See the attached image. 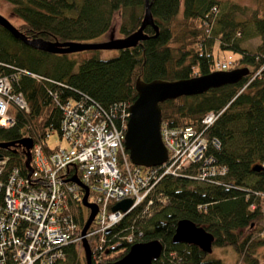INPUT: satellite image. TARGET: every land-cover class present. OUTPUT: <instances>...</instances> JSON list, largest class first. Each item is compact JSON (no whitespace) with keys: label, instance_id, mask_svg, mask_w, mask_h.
<instances>
[{"label":"trees","instance_id":"16d2710c","mask_svg":"<svg viewBox=\"0 0 264 264\" xmlns=\"http://www.w3.org/2000/svg\"><path fill=\"white\" fill-rule=\"evenodd\" d=\"M5 1L20 20L15 25L18 30L27 38L50 41H90L107 31L114 15L120 17L118 31L125 36L138 27L144 9V0ZM148 3L156 32L145 25V38L107 58L91 54L76 59L69 53L36 49L0 26V72L11 77L13 90L23 94L28 106L14 112L12 125L0 126V142L30 136L48 149L44 134L59 131L61 104L82 94L86 101L115 112L112 122L119 127L117 114L135 98L136 78L191 77L215 69L214 47L236 53L233 65L248 69L237 81L159 103L161 120L172 126L199 129L206 112L220 111L204 135L216 169L225 167L223 174L212 176L221 183L195 179L196 170L190 167L178 176L163 174L149 216L136 217L132 210L102 243L95 247L90 236L87 241L92 264L122 256L130 245L124 237L130 231H141L136 241L162 243L152 264H226L195 244L171 241L177 220L186 218L211 233L212 245L232 248L234 264H260L255 248L264 244V227L258 236L251 229L255 222L264 221V0L253 9L230 0ZM253 36L259 43L248 51L240 42ZM213 138L218 148L212 145ZM0 157H6L5 171L15 166L22 175L27 172L21 145L0 146ZM254 164L259 167L253 169ZM74 206L81 217L83 208ZM81 251L67 245L56 264H83Z\"/></svg>","mask_w":264,"mask_h":264},{"label":"built area","instance_id":"2783aa9c","mask_svg":"<svg viewBox=\"0 0 264 264\" xmlns=\"http://www.w3.org/2000/svg\"><path fill=\"white\" fill-rule=\"evenodd\" d=\"M231 63L227 58L216 60L215 67L226 69ZM61 107L57 133L64 144L45 149L32 141L29 174H20L15 166L6 173V157H0V264H56L64 257V247L81 242L80 218L83 222L88 208L81 205L84 189L72 177L86 186L87 200L96 204L85 232L95 247L126 213L136 210V217L149 216L153 192L163 174L178 176L190 167L196 170L195 179L221 183L212 176L223 174L225 167L216 169L208 153L209 139L204 135L217 116L214 111L202 116L199 129L161 121L166 160L156 166H142L129 161L123 146L127 108L117 114V127L112 122L115 112L110 114L96 102L86 101L83 94L66 100ZM27 108L23 94L13 90L11 77L0 72V126L12 125L14 112ZM49 133L44 134L45 139ZM211 143L219 147L216 139ZM181 161L185 163L181 165ZM123 198L131 200L125 210L111 209ZM77 204L85 209L81 217L74 210ZM140 232L130 231L125 240L136 241Z\"/></svg>","mask_w":264,"mask_h":264},{"label":"water","instance_id":"95a60500","mask_svg":"<svg viewBox=\"0 0 264 264\" xmlns=\"http://www.w3.org/2000/svg\"><path fill=\"white\" fill-rule=\"evenodd\" d=\"M151 25L156 32L157 27L153 23L149 11L148 0H144L143 15L138 27L125 36L111 37L104 41H50L41 38H27L18 28L0 13V26L16 39L36 49L51 53H70L87 49L113 48L121 49L134 46L137 41L146 37L143 33L145 25ZM248 71L246 66L233 67L230 69H215L207 73L193 75L186 78L166 80L154 78L148 81L136 78L134 88L136 96L128 105V114L123 132V146L127 151L131 163L143 166H152L163 163L166 160V148L161 140L159 125L161 121L159 103L165 99L180 95H192L206 91L226 83H233L240 79ZM19 144L24 150V166L27 174L31 172L30 147L32 138L23 136L16 142H0V146ZM258 164L252 166L257 169ZM84 189L81 196V204L88 208V213L80 227L81 246L84 264L91 263V249L85 232L96 212V204L87 200V188L76 177L71 178ZM131 203L130 198L116 201L111 209L125 210ZM172 242H186L198 246L204 252H210L213 236L201 226L192 221L181 218L177 220ZM162 250V243L158 239L136 241L128 246L127 251L115 260H109L100 264H152Z\"/></svg>","mask_w":264,"mask_h":264},{"label":"rangeland","instance_id":"374dc122","mask_svg":"<svg viewBox=\"0 0 264 264\" xmlns=\"http://www.w3.org/2000/svg\"><path fill=\"white\" fill-rule=\"evenodd\" d=\"M234 1L240 5H245L251 9L257 7V5L260 3L261 0H230ZM10 3L5 1V0H0V13L5 16L11 23L14 25H17V23L20 22L19 18L11 14L10 12ZM120 21V17L118 15H114L112 18L111 24L109 28L107 29L106 32L96 36L95 38L91 39L90 41H104L107 40L111 37H119L121 34L118 31V24ZM241 45L245 47L248 51H252L255 46L259 43V38L257 36L249 37V38H244L241 40ZM97 50V51H96ZM214 60H221V59H233L235 56H237L236 53H233L229 50H220V49H215L214 47ZM70 55H73L76 59H81L83 57H86L91 54H96L99 57L102 58H107L111 57L117 54V49L113 48H103V49H87V50H81L77 52H70ZM242 66V65H241ZM237 67L233 65V62L231 64L230 68ZM239 67V65H238ZM229 69V67L227 68ZM209 112V111H208ZM220 111H217L216 113H219ZM208 113L205 114V116ZM46 142L50 146H54L56 144H64L63 140H60L58 138V133L57 131H54L52 133H49ZM185 161H181L180 164L183 165ZM83 211L85 213V209L83 208ZM262 227H264V221L260 220L255 222L254 228L251 229V234L257 235L262 232ZM81 247V246H80ZM81 249V248H80ZM82 250V249H81ZM255 251L257 252V255L260 259V264H264V244H261L255 248ZM82 252V251H81ZM115 252H113L112 255H114ZM208 255L211 257H219L221 258L226 264H234L235 263V257L236 254L230 247H223V246H217V245H212L211 246V251L208 252ZM82 262L84 264V258H82Z\"/></svg>","mask_w":264,"mask_h":264},{"label":"bare ground","instance_id":"6f19581e","mask_svg":"<svg viewBox=\"0 0 264 264\" xmlns=\"http://www.w3.org/2000/svg\"><path fill=\"white\" fill-rule=\"evenodd\" d=\"M30 152V151H29ZM30 159H31V152H30ZM6 173H9V171H7ZM5 173V174H6ZM82 205V204H81ZM75 246H77L78 248H81L80 246H81V242L79 243V244H76ZM82 249V248H81Z\"/></svg>","mask_w":264,"mask_h":264}]
</instances>
